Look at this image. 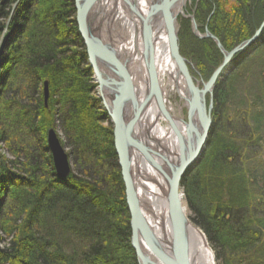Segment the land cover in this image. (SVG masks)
<instances>
[{"label": "trees", "instance_id": "1", "mask_svg": "<svg viewBox=\"0 0 264 264\" xmlns=\"http://www.w3.org/2000/svg\"><path fill=\"white\" fill-rule=\"evenodd\" d=\"M35 1L0 2V36L4 29L11 33L0 60V139L14 157L0 160V175L5 191L16 186L19 202L4 220L11 241L0 250V264H138L113 126L102 99L90 95L98 85L89 84L94 73L74 0ZM254 2L200 0L202 32L207 28L232 51L264 23V0L259 19ZM184 22L181 55L206 69L209 80L224 56L211 39L193 36L190 20ZM262 47L264 29L232 60L230 72ZM215 89L214 126L201 158L184 176V199L222 264H264V109L253 105L242 112L223 80ZM256 98L262 105L264 98ZM57 120L74 163L64 180L46 140ZM105 122L109 126L102 127Z\"/></svg>", "mask_w": 264, "mask_h": 264}, {"label": "water", "instance_id": "2", "mask_svg": "<svg viewBox=\"0 0 264 264\" xmlns=\"http://www.w3.org/2000/svg\"><path fill=\"white\" fill-rule=\"evenodd\" d=\"M179 1L181 0H74L78 30L85 43L88 62L95 73L99 94L114 126V146L125 182L126 202L131 218V244L138 264H194L188 243V229L193 224L187 217L182 184L184 176L202 156L211 135L213 122L211 111L206 108V95L213 92L219 76L235 55L252 46L264 29L263 23L251 40L244 41L232 52H227L218 38L207 31L205 37L214 39L225 59L211 80L200 89L189 75L187 61L181 55L177 22L179 12L176 10ZM159 19L166 26L168 51L165 66L157 48L156 24ZM126 26H131L130 35L134 34L133 37L129 36ZM116 30L118 32H114ZM129 37L132 40L134 38L132 47L137 60L135 66L132 64V57L127 55V48L126 52L122 49L131 44ZM2 52L3 47L0 48V60ZM168 66L173 68L171 70L175 72L177 79L180 77L186 81L190 97L188 103L192 104L188 107L191 116L188 122L173 115L168 105L167 92L161 81V76L166 71L170 72ZM175 88L183 99L178 87ZM139 92L144 94L141 96ZM48 93L47 86V98ZM153 106L157 107L160 117L170 125L171 131H183L191 137V144L183 143L178 156H169L164 151L157 152L151 139H148L151 130L149 127L157 125H150L149 122ZM150 108L152 109L149 110ZM47 140L58 176H69L71 172L68 156L54 129L50 131ZM141 164L143 168L145 166L144 170L151 168L150 171L164 184L163 196L168 202L167 219L172 232L168 240H161L155 233L145 212L146 201L141 196L136 171V167Z\"/></svg>", "mask_w": 264, "mask_h": 264}, {"label": "rangeland", "instance_id": "3", "mask_svg": "<svg viewBox=\"0 0 264 264\" xmlns=\"http://www.w3.org/2000/svg\"><path fill=\"white\" fill-rule=\"evenodd\" d=\"M6 1L7 0H0V2H3V3H5ZM33 1H34V4H35L36 1L35 0H33ZM254 1L255 2L252 4V12H253V15L257 14V12H258L257 18L259 19V14H260V12H259L260 11V7H258L259 6V0H254ZM199 2H200V0H196V1L195 0H187L186 1V6L183 8V11L178 13V19H177L178 26H179L178 36L179 35L180 36H186L187 33H186L185 26H187V25L185 24L184 21L185 20L186 21L190 20L191 21L190 25H191V30H192L191 32H192L193 36H195L198 40L199 39L200 40H205V39L210 40L211 39L212 41H214V39H212V38H206L205 37L206 36L205 34L207 33V31L210 32V30H208L206 28V30L204 32H202V25H200L199 22H198V18H197L196 12H197V7H198ZM34 4L31 5L32 10L36 9V5L37 4L36 5H34ZM16 5H14V8H15ZM8 23H7V25H8ZM112 29L113 28H111V30ZM27 32H29V33L25 34V36L23 35L21 41L24 42L26 37L30 36L31 33H32L31 30H29ZM2 33L3 34L0 36V48L3 47V49H4L5 42H6V40L8 38H10L11 33H9V31L7 29H4ZM180 36H179V41H180ZM215 37L218 38L217 36H215ZM252 38L253 37H251L249 40H251ZM218 40H219V38H218ZM234 40H235V38H231V41H234ZM257 41H259V39ZM257 41H255L253 43V45L250 46L249 48L253 47L254 44ZM227 42L230 43V40L227 41ZM214 43L217 46L215 41H214ZM220 43H221V41H220ZM16 44H18V42ZM223 47L225 48L224 45H223ZM237 47H235V48H237ZM249 48H247V49H249ZM234 49H232V50H234ZM247 49H245V50H247ZM218 50L223 56V53L220 51L219 47H218ZM225 50H226V48H225ZM226 51L229 52L228 50H226ZM230 52H232V51H230ZM240 53H242V52H240ZM240 53L236 54L233 59L238 57V55ZM183 58H185L186 61H187L186 62V67H187V69L189 71V75H191L193 77V79L195 80V82L198 85V87L200 89H202L204 84L208 83L211 80V77H212V75L214 73L211 75L209 80L205 79L206 69H204L202 67L199 68L198 65L195 63V61L192 58H190V56H188V55H187V57L183 56ZM224 59H225V56H224ZM223 62H224V60H223ZM220 66H219V68H220ZM229 66H230V64H228L225 67V69L222 71V74L219 76V79H218L217 83L215 84V86L213 88L214 89L213 92L206 95V99H205L206 108H207L208 111L209 110L211 111V121L213 122L212 128L214 126V120H213V118H214L213 117V112L214 111H213V109H214L215 102H214L213 99H214V94H215V90H216L215 88L219 84V82L222 81V80H223L224 83H226V88L229 90V94H230V98L229 99L233 103L236 101V104L239 105L238 108L240 110H242V112H246L245 108L249 107V106H252V107L255 106L254 108H252V109H255V110L264 109V102L262 103V105H261L260 102H257L256 104L254 103V101H256V99H257L256 97L264 98V47H262V48H260L258 50H254V52H252L250 54L248 59H246L243 62V64L241 65V67L238 68L237 70H235L233 72H230V70H229L230 67ZM219 68H217V69H219ZM169 78H170L169 75L167 77L166 74H163L161 76V81H162V85H163L162 87L167 92V98L166 99H167L168 105H169V107L171 109V113H173V115H175L177 118H183L185 120V122H188V121L191 120V116H190V113L188 112V107L186 105V101L182 100V98L180 97V94L176 90V88H172V87L169 86L170 85ZM94 83L98 85L96 77H95V73H94V77H93L92 81H90L89 84L91 85V84H94ZM45 86L46 87L43 90L44 91V97H45L44 101H45V105L48 106L49 99H50V96H49L50 95V88H49L48 84H46ZM47 86H48V92H49L48 96H49V98L46 97V88H47ZM90 95L92 97H95V98H101V95L99 94L98 87H95L94 89H92ZM262 100L264 101V99H262ZM211 106H212V108L210 109ZM104 108H105V106H104ZM105 110H106V108H105ZM247 110H250V109H247ZM106 113H107V111H106ZM160 118H161L160 121H161L162 126L163 127H167L168 129H170V125L167 123V121H165L163 119V117H160ZM110 124L112 126L111 120H110ZM101 126L102 127H106V126H109V125H108L107 122H105V123H101ZM52 129H54V128H52ZM54 130L56 132L58 140H60L61 145L64 148V150H65V152H66V154L68 156L69 168H70L69 170L72 173V169L74 168L73 167L74 163H73V161H72V159L70 157V151L71 150L69 148H66L68 139L66 138V133L64 132V128L62 127L61 123L58 120H57L56 127H55ZM50 131L47 134V139H48V135H49ZM113 131H114V126H113ZM209 139H210V137H209ZM47 142H48V140H47ZM63 144H65V146ZM51 154H52V152H51ZM13 158L14 157H13L12 153L9 151L7 143L3 142L0 139V160L5 159V160L9 161V160H14ZM1 167H2V165L0 164V174H1ZM55 169H56V164H55ZM56 172H57V170H56ZM147 173L149 174L151 172L148 171ZM57 176H58V172H57ZM1 177H2V175H0V204L3 203V207L4 206L5 207L3 209L2 215L0 216V250L6 249L7 246L9 245L10 241H11V239L9 238V236L5 233V231L3 229V228H7V226L4 224V220L6 222L8 216L9 215L11 216L12 207H14L16 203L17 204L19 203L18 201H15L16 199L13 196L14 195L13 191H14V189H16V186L13 185L14 187L8 189V185H9L8 184L6 186L7 189L5 191V187H3L1 185V182H2L1 181ZM67 177H69V176H67ZM67 177H64V178H60L59 177V179L60 180H64ZM9 187H10V185H9ZM7 192H8V194H7ZM10 193H12V194H10ZM183 193H184V191H183ZM141 196L144 197L142 192H141ZM185 205H186V201H185ZM186 210H187V217L189 218V221L192 222V224H193V226L195 228H197L199 231H201L204 234L205 240H206V242L208 244V247H209V251L212 252V254L214 256V263L215 264H222L221 263L222 260H221L220 255L218 254V252L215 251V249L211 245V242H209L205 232L202 231L201 228L197 224L196 225L194 224V222L191 220L190 211L188 210V208ZM131 243H132V240H131ZM137 260H138V258H137Z\"/></svg>", "mask_w": 264, "mask_h": 264}, {"label": "bare ground", "instance_id": "4", "mask_svg": "<svg viewBox=\"0 0 264 264\" xmlns=\"http://www.w3.org/2000/svg\"><path fill=\"white\" fill-rule=\"evenodd\" d=\"M186 1L187 0H181L177 3L176 6V10L177 12H182L183 8L186 6ZM117 2V0H116ZM117 4V3H116ZM113 5V3H112ZM115 7H119L117 5H115ZM118 10V8H116ZM119 13V12H118ZM116 13V14H118ZM158 26L157 27V31H156V37L158 39L157 41V48L158 51L160 52L159 57L161 59V62H163L164 66L166 65V56H167V37L165 34V28L166 26L164 25V22L162 19H159V21L157 22ZM118 27V26H117ZM129 36H134V34L131 33L130 35V31H131V26H126L125 27ZM119 28H117L118 30ZM114 31V32H118V31ZM132 36V37H133ZM130 38V37H129ZM131 39V38H130ZM134 40V38H133ZM133 40L131 39V44L126 46H123V50H128V56L132 57V64L135 66V64L137 63L136 61V54L134 53V49H133ZM128 44V43H127ZM125 50V52H126ZM135 54V55H133ZM170 69L169 71H166V75L168 77L169 75V81H170V87L175 88L178 87V90L180 91L182 97H183V101H186V105L187 107H191V102L188 103V101H190V97H189V90H187V85H186V81L183 80L182 78H176L175 72H173L171 69H173L172 67L168 66ZM177 81V82H176ZM143 91V90H141ZM140 95L142 96L144 94V92H139ZM154 107V108H153ZM153 110L152 113L150 112V118H149V122L150 125L152 124L153 126L155 125L154 123H156L157 125H155L154 127L150 128L149 127V138L151 139V142L153 143V146H155V150H157V152H167L166 154H168L169 156L171 154L177 155L180 151V149H182V144L184 143L185 145H189L191 144V137L186 134L183 131H179V132H173L171 131V128L168 129L167 127H163L160 121V115L157 112V107L153 106ZM152 108H150L149 110H151ZM194 115H195V120L197 121V111H194ZM159 118V119H157ZM195 121V122H196ZM159 124V125H158ZM185 149H187V147H185ZM163 152V153H164ZM145 168V166H144ZM142 164L139 167H136V171L137 173V180H139V189L141 190L142 194H143V198L146 201V210L145 212L147 213L150 223H152V226L154 228L155 233H157L160 237L161 240H168L171 237V230H170V223L168 222L167 219V207H168V202L167 200L164 198L165 196H163V187L164 184L163 182H161L160 179H158V177H156V175L148 170V168L146 170H144ZM146 171V172H145ZM151 172V173H147V172ZM185 200V199H184ZM189 232V249H190V253H191V259L192 262H194V264H215L214 263V256L212 254V252L209 251V247L208 244L205 240V236L204 234L199 231L197 228H195L194 226H189L188 229ZM167 237V238H166Z\"/></svg>", "mask_w": 264, "mask_h": 264}]
</instances>
